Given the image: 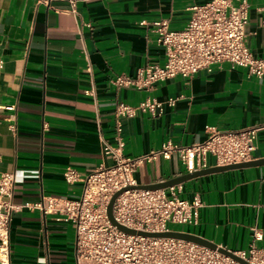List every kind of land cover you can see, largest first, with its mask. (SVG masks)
Listing matches in <instances>:
<instances>
[{
	"label": "crops",
	"instance_id": "obj_1",
	"mask_svg": "<svg viewBox=\"0 0 264 264\" xmlns=\"http://www.w3.org/2000/svg\"><path fill=\"white\" fill-rule=\"evenodd\" d=\"M207 1L77 0L72 6L70 0H0V57L5 61L0 70V175L16 173L14 203L77 198L83 183H68L64 170L72 167L85 177L113 165L102 147L104 142L117 145L118 123L127 157L158 150L166 141L202 142L207 126L255 127L251 159L264 157V76L222 62L187 82L178 75L149 91L117 88L112 82L120 73L136 75L147 62H164L153 21L167 19L170 29H181L189 7ZM263 6L264 0H249L245 38L260 58ZM147 97L175 102L160 115H116L118 102L136 105ZM212 165L215 158L208 154L206 167ZM183 172L177 157L158 154L139 163L132 178L146 184ZM176 188L185 199L198 194L203 206L197 223L172 229L230 250L251 243L264 248V164L207 173ZM254 230L260 239H254ZM9 241L11 264H76L74 226L56 213L28 207L14 211Z\"/></svg>",
	"mask_w": 264,
	"mask_h": 264
},
{
	"label": "built area",
	"instance_id": "obj_2",
	"mask_svg": "<svg viewBox=\"0 0 264 264\" xmlns=\"http://www.w3.org/2000/svg\"><path fill=\"white\" fill-rule=\"evenodd\" d=\"M76 1L70 0L72 6ZM189 10L190 17L181 29H170L167 19L152 22L156 42L164 48V62H147L134 76L116 75L112 82L117 88L132 86L149 91L156 83L178 75L187 82L199 70H211L222 62L245 67L257 77L264 76V58L256 57L245 41L249 0H208L191 5ZM4 63L0 57V70ZM86 92L91 93L92 89ZM174 102L173 98L162 101L155 97H147L136 105L120 101L115 112L117 116H134L139 111L160 115L166 105L172 106ZM116 130L117 145L104 142L102 147L103 154L114 160L113 165L100 167L85 177L72 167L64 170L68 183H83L77 198L50 196L32 204H16L13 201L19 180L16 173L0 175V264H11L9 226L13 212L22 207L56 213L73 224L76 264H241L217 249L181 238L121 231L110 222L106 207L116 191L135 184L132 173L136 166L158 154L177 157L185 172L206 167L208 154L215 158L216 164L251 159L256 128L221 130L207 126V137L202 142L180 145L166 141L160 149L138 157L122 154L121 124H117ZM202 206L198 194L191 199L182 198L176 185H172L158 189L127 188L115 198L112 211L117 221L129 227L166 231L172 224L197 223ZM253 236L262 237L258 230H254ZM232 251L252 264H264V248L254 243Z\"/></svg>",
	"mask_w": 264,
	"mask_h": 264
},
{
	"label": "water",
	"instance_id": "obj_3",
	"mask_svg": "<svg viewBox=\"0 0 264 264\" xmlns=\"http://www.w3.org/2000/svg\"><path fill=\"white\" fill-rule=\"evenodd\" d=\"M257 164H264V157L258 158V159H249L246 161H239V162H234V163L216 164V165H212V166H208V167H203V168L195 169L193 171L183 172L181 174H177V175H174V176L169 177L167 179H163V180L153 182V183H146V184L135 183L132 185H128L126 187H123L119 191H116L111 196V198L107 204V207H106V212H107L108 218H109L110 222L116 228H118L119 230L124 231L126 233L138 234V235H143V236H164V237L181 238V239L188 240L191 242H195L197 244L204 245V246H207V247H210L213 249H217L220 252H223V253L231 256L232 258H234L235 260H237L241 264H252V263L248 262L247 260H245L244 258L233 253L232 250L227 249L226 247L219 246L216 243H214V242H212V241H210L204 237H201L200 235H196L194 233H190V232H186V231H182V230H176V229H170V230H166V231H149V230L136 229L133 227H129L125 224L120 223L119 221H117L115 219V217L113 216L112 206H113L114 200L118 196V194L127 188H142V189L167 188V187L172 186V185L180 184V183H182V182H184L190 178L197 177L200 175H204L207 173H212V172H217V171L227 170V169H232V168H238V167H244V166H253V165H257Z\"/></svg>",
	"mask_w": 264,
	"mask_h": 264
},
{
	"label": "rangeland",
	"instance_id": "obj_4",
	"mask_svg": "<svg viewBox=\"0 0 264 264\" xmlns=\"http://www.w3.org/2000/svg\"><path fill=\"white\" fill-rule=\"evenodd\" d=\"M173 227H176V225H174V224H173V225H170V228H171V229H172Z\"/></svg>",
	"mask_w": 264,
	"mask_h": 264
}]
</instances>
